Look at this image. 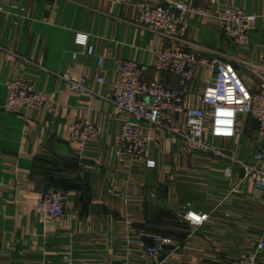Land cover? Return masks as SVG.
Returning <instances> with one entry per match:
<instances>
[{
	"label": "crops",
	"instance_id": "0c3cea01",
	"mask_svg": "<svg viewBox=\"0 0 264 264\" xmlns=\"http://www.w3.org/2000/svg\"><path fill=\"white\" fill-rule=\"evenodd\" d=\"M177 1L209 10L206 17L185 16V39L201 55L235 65L258 58L264 0H220L257 17L249 44L241 47L221 33L216 8L204 0H0V264L145 263L144 248L136 243L141 231L171 240L160 253L163 264H228L264 242V191L233 161L252 162L256 149L264 148L254 121L242 117L232 140H212L223 151L219 157L190 151L178 137L155 128L148 129L145 159L116 154L122 118L111 101L115 59L148 66L145 79L158 78L170 88L179 84L177 76L151 68L160 38L134 23L136 6ZM77 33L88 36L94 56L72 60L80 49L73 43ZM99 58L103 83L95 81ZM79 66L87 93L63 76ZM214 72L210 65L196 69L187 106H200L199 95ZM14 78L46 93L44 108L3 110L5 81ZM80 120L99 132L81 153L66 141ZM146 160L155 166L146 167ZM50 188L68 192L66 211L57 219L36 207ZM188 211L208 218L193 226L184 218ZM259 262L264 264V249Z\"/></svg>",
	"mask_w": 264,
	"mask_h": 264
},
{
	"label": "built area",
	"instance_id": "2783aa9c",
	"mask_svg": "<svg viewBox=\"0 0 264 264\" xmlns=\"http://www.w3.org/2000/svg\"><path fill=\"white\" fill-rule=\"evenodd\" d=\"M216 8L214 18L221 33L237 47L249 44L250 32L254 29L257 17L247 14L241 7L220 4V0H204ZM134 23L157 34L160 38L155 50L151 68L157 74L177 76L179 84L170 88L158 78L145 79L149 67L129 59H115L117 77L112 84L111 101L121 117L120 130L116 137V154L129 155L133 159H145L150 143L148 129L164 130L178 137L185 146L194 152H205L211 156H223V151L214 145L213 139L230 141L238 130L240 118L255 122L257 131L264 136V46L255 60L242 58L238 64L218 57L201 55L197 47L185 39L186 14L206 17L209 10L202 5L188 1L172 4H137ZM13 8H17L13 6ZM2 9L0 8V11ZM73 43L80 49L72 53L75 61L79 55L94 56V47L86 34L77 33ZM213 66L214 75L199 95V107L186 104L187 88L200 66ZM74 73H65L64 78L78 92L87 93L86 77L81 67ZM101 58L98 59V75L95 81L103 83ZM6 102L1 106L5 111L25 114L28 110H40L48 101V95L35 88L30 82L20 79L5 81ZM46 126L40 131L43 134ZM99 132L94 123L88 120L76 122L66 141L76 145L81 153L86 145L96 140ZM242 168L243 177L264 191V148H257L252 162L233 159ZM155 162L146 160V167L153 168ZM231 174V168L224 170ZM68 192L62 188H50L36 200V207L47 217L57 219L66 211ZM184 218L193 226H200L208 214L188 211ZM137 244L144 248V256L149 262L140 264H163L160 253L171 240L160 234L141 231ZM264 242L258 241L249 252L228 264H260V254ZM112 264H137L131 260Z\"/></svg>",
	"mask_w": 264,
	"mask_h": 264
}]
</instances>
